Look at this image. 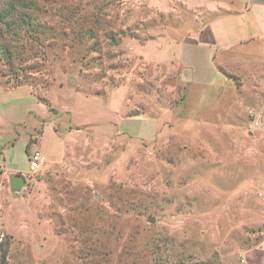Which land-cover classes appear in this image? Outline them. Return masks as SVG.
Masks as SVG:
<instances>
[{"label": "rangeland", "instance_id": "374dc122", "mask_svg": "<svg viewBox=\"0 0 264 264\" xmlns=\"http://www.w3.org/2000/svg\"><path fill=\"white\" fill-rule=\"evenodd\" d=\"M32 1L37 33L0 23V264H241L264 59L200 31L242 0Z\"/></svg>", "mask_w": 264, "mask_h": 264}, {"label": "crops", "instance_id": "0c3cea01", "mask_svg": "<svg viewBox=\"0 0 264 264\" xmlns=\"http://www.w3.org/2000/svg\"><path fill=\"white\" fill-rule=\"evenodd\" d=\"M215 23L222 28V34L221 30L220 33L216 31ZM205 31L209 38L207 42L211 40L210 42L218 43L223 40L222 42L227 44L234 43L243 46L250 44L253 46V51H251L253 55L264 59V0L232 1L227 8L225 6L223 13L209 22L200 31V35L204 34ZM255 64L258 65V63ZM256 65L252 66L253 69ZM261 99L260 101L263 102L264 106V99ZM262 116H264V110ZM257 134L260 140H264V129L257 130ZM3 172L8 174L9 177L12 174L23 175L19 171H13L10 174L5 170ZM260 193L264 196L263 192ZM241 264H264V233L262 241L259 244L243 252Z\"/></svg>", "mask_w": 264, "mask_h": 264}, {"label": "trees", "instance_id": "16d2710c", "mask_svg": "<svg viewBox=\"0 0 264 264\" xmlns=\"http://www.w3.org/2000/svg\"><path fill=\"white\" fill-rule=\"evenodd\" d=\"M33 4L35 5L34 1L32 0H9L6 1L4 4V8L0 10V23H3L6 26L12 25L13 22L18 23V29L25 28L30 26L31 31L33 33H37V28L32 23V19L30 18L29 14L26 12H16L18 8H33ZM20 31V30H18ZM11 56L9 54L8 48L4 45L0 44V59H10ZM4 254V253H3ZM1 259H4V256L0 255ZM1 260V261H2Z\"/></svg>", "mask_w": 264, "mask_h": 264}, {"label": "built area", "instance_id": "2783aa9c", "mask_svg": "<svg viewBox=\"0 0 264 264\" xmlns=\"http://www.w3.org/2000/svg\"><path fill=\"white\" fill-rule=\"evenodd\" d=\"M255 124H258V122H255ZM28 158H29L28 160H29L30 171L38 170L41 167V165L44 164L46 161L45 156L36 150H33L28 156ZM259 196L262 197V205L264 208V196H262L261 193H259Z\"/></svg>", "mask_w": 264, "mask_h": 264}, {"label": "water", "instance_id": "95a60500", "mask_svg": "<svg viewBox=\"0 0 264 264\" xmlns=\"http://www.w3.org/2000/svg\"><path fill=\"white\" fill-rule=\"evenodd\" d=\"M11 189H18L25 183V178L22 174H12L9 177Z\"/></svg>", "mask_w": 264, "mask_h": 264}]
</instances>
